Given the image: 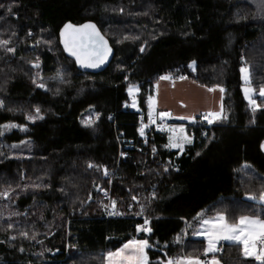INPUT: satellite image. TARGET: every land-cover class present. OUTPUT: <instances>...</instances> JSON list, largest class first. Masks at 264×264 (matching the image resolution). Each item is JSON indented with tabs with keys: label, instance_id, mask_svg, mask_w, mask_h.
Segmentation results:
<instances>
[{
	"label": "trees",
	"instance_id": "obj_1",
	"mask_svg": "<svg viewBox=\"0 0 264 264\" xmlns=\"http://www.w3.org/2000/svg\"><path fill=\"white\" fill-rule=\"evenodd\" d=\"M68 22L97 24L115 50L106 71L82 73L65 55L59 32ZM4 41L0 264H106L134 238L148 241L149 264L203 258V221L217 213L229 223L264 219V0H0ZM161 77L224 89L214 125L176 121L193 138L183 153L167 146V133L145 143L138 134ZM133 88L139 111L129 108ZM120 134L134 143L126 159ZM103 168L118 169L121 218H107ZM142 210L150 232L140 229ZM215 257L261 264L236 243Z\"/></svg>",
	"mask_w": 264,
	"mask_h": 264
},
{
	"label": "snow or ice",
	"instance_id": "obj_2",
	"mask_svg": "<svg viewBox=\"0 0 264 264\" xmlns=\"http://www.w3.org/2000/svg\"><path fill=\"white\" fill-rule=\"evenodd\" d=\"M11 11V8H9ZM72 28L73 35L72 40L74 46L79 47L80 51L72 50V55L77 57V60L86 67H98L99 64L103 63L104 59H106L107 52L110 49L107 48V41L104 40V37L100 35L99 30L96 28L94 24H85L81 25L79 28H75L72 25H65V29ZM90 30V31H84ZM62 35L64 33L62 32ZM0 43H7L6 41ZM65 47L69 48V43L65 41ZM90 49L95 55H90ZM9 51H13V49H9ZM143 51V49H141ZM195 62H193L194 64ZM241 72L245 74L244 79L247 82L249 80L248 69L241 68ZM184 79V77H180ZM161 79H168V77H161ZM43 87V85H41ZM214 89H209V91H213ZM221 92L224 91L223 88L220 89ZM245 95L247 96L251 89L245 88ZM260 95L264 96V88L261 89ZM250 103L254 106L253 111H255V101L250 100ZM2 104V102H0ZM135 106V105H133ZM39 112V109L36 110ZM223 111V106L221 105V112ZM221 112H209L205 114L204 118L207 120L209 124L213 122V120L221 118ZM171 113L169 112H161L159 114L160 118L165 116H169ZM151 116V113H150ZM211 117V119H209ZM29 119H33V117H29ZM182 119H194V117H182ZM154 122V121H153ZM5 127H14V125H6ZM141 135H143V128H141ZM180 132H183V129H180ZM170 144L168 147H176L182 148L183 141L191 143V140L188 137H182L181 142H175L173 137H169ZM199 155V153H197ZM91 166V165H90ZM6 195V193H5ZM250 199H257V197L252 196ZM259 200L264 201V192L260 194L258 197ZM113 207H115V202H113ZM116 214V213H110ZM148 221L145 219V224ZM204 225L207 226L205 232L207 234L208 239V247L205 250L206 254L209 252L216 251V242L220 239L237 241L244 246V255H254L255 258L261 261V264H264V248H260L257 250V244L264 245V219L259 217H249V216H240L239 221L237 223H229L226 221L225 216L221 213H217V216L214 220L209 219L203 221ZM144 231L150 232L151 229L144 228ZM132 248V251L128 255H124L126 249ZM149 247L147 240H131L128 244L124 245V248L120 249L116 253H109V257H118V264H148V256L145 249ZM110 264L113 262L110 260ZM167 264H205L204 261H201L199 258L194 257H182L179 262H175L173 260H168ZM208 264H218V261L213 258Z\"/></svg>",
	"mask_w": 264,
	"mask_h": 264
},
{
	"label": "crops",
	"instance_id": "obj_3",
	"mask_svg": "<svg viewBox=\"0 0 264 264\" xmlns=\"http://www.w3.org/2000/svg\"><path fill=\"white\" fill-rule=\"evenodd\" d=\"M222 95L223 92L220 91V88L214 89L213 91H209V89L205 87H201L197 85L195 82L187 79H179L177 81L162 79L157 83L155 92L148 101L147 113H157V114H160L161 112L171 113V115L165 116L163 118L175 124L176 127L171 128V130H169L167 134L168 137L170 134L178 135L179 133L178 129L184 127V124L176 123V121L191 120V119H182V117H194L193 120H195L196 118L201 117L202 114L209 113L210 112L209 106L211 104H215L217 106L215 108L219 110V108H221ZM188 136H190L189 132H188ZM192 142H193V138H192ZM184 143L185 146H183L182 149H179V151L182 153L186 150L188 146L192 145V143H188L186 141ZM215 218H212V220H214ZM206 228L207 226L204 225V223H202L201 229L198 234V238L204 239L208 247V239H207V234L205 232ZM131 240L139 241L142 239L134 238ZM128 243L129 241L124 243L119 249L111 253L118 252L120 249L124 248L125 244ZM225 243L240 244L237 241L220 239L216 242V246H215L216 251L209 252L207 254L205 253L204 257L199 259L201 261H204L205 264H208L205 260L206 258H211V260L215 258L218 261V264H223L219 258L215 257V254L218 252L220 246ZM242 248L244 249L243 245ZM259 249L260 247L257 244V250ZM146 250L147 248L145 249V251ZM131 251H132L131 247L129 249H126L124 255H128ZM108 254L106 256V264H110V260L113 262V264H118L119 258L115 256L110 258ZM243 254H244V250H243ZM244 257L247 259L257 260L254 255H249V256L244 255Z\"/></svg>",
	"mask_w": 264,
	"mask_h": 264
},
{
	"label": "built area",
	"instance_id": "obj_4",
	"mask_svg": "<svg viewBox=\"0 0 264 264\" xmlns=\"http://www.w3.org/2000/svg\"><path fill=\"white\" fill-rule=\"evenodd\" d=\"M207 114V113H205ZM205 114H203L202 122L206 124L207 127L211 126L207 122V120L204 118ZM211 119V117H209ZM154 121V122H153ZM213 123V122H212ZM176 127L175 124L168 121L167 119L160 118L159 114L157 113H141L138 118V124H137V130L138 134L140 135L141 140L145 143L148 140V137L154 133H167L171 128ZM141 128H143V135H141ZM118 144L120 147V158L126 159L127 155L134 150V143L133 141H129L124 138L123 134H120L118 136ZM103 177L105 180L108 181V188L104 189L102 192V198L106 206V215L107 218H121L123 215L119 211L116 199L113 196V184L115 180L119 178L118 175V169L115 170H109L107 168H103ZM113 202H115V207H113ZM133 205H130L129 210L131 211L133 209ZM110 213H116V214H110ZM145 219H147L148 223L145 224ZM140 229L144 231V228H149V224L151 222V218H149L144 211L142 210L140 212ZM146 232V231H145ZM260 248H264V245H260L258 243ZM175 262H179L180 258H173L172 259ZM206 262L208 263L211 261V258H206Z\"/></svg>",
	"mask_w": 264,
	"mask_h": 264
},
{
	"label": "water",
	"instance_id": "obj_5",
	"mask_svg": "<svg viewBox=\"0 0 264 264\" xmlns=\"http://www.w3.org/2000/svg\"><path fill=\"white\" fill-rule=\"evenodd\" d=\"M94 24L96 26V28L99 30L100 35H102L104 37V40L107 41V48L110 49V51L107 52V56L106 59H104L103 63L99 64L98 67H86L83 66L78 60L77 57L72 55V51H70L69 49L71 48L72 50L75 51H80L79 47L74 46L73 44V40H72V35H73V29L69 28V29H65V25H72L75 26V28H79L81 25H85V24ZM60 30L59 32V37H60V44L61 47L65 53V55L73 60L78 68V70L82 73H88V74H100L103 73L104 71H106L108 69V67L111 65L114 57H115V50L113 49V47L111 46L109 40L104 36V34L101 32V30L99 29V27L97 26L96 23L94 22H86L83 23L81 25H75L71 22L66 23ZM84 31H90V30H84ZM62 32L64 33V35H62ZM68 41L69 43V48L65 47V41ZM90 55H95L94 52L91 51L90 49Z\"/></svg>",
	"mask_w": 264,
	"mask_h": 264
},
{
	"label": "rangeland",
	"instance_id": "obj_6",
	"mask_svg": "<svg viewBox=\"0 0 264 264\" xmlns=\"http://www.w3.org/2000/svg\"><path fill=\"white\" fill-rule=\"evenodd\" d=\"M243 68H246V67H243ZM248 75H249V70H248ZM244 76H245V74L242 73V81H243V84H244V86H243V94L245 96V99L250 103V100H253L254 93H253L252 88L249 85L250 75H249V80L247 82L245 81ZM245 88L251 89V91L248 93L247 96L245 95V91H244ZM140 93H141V91L138 88H133V89L130 90L131 103L129 104V108L133 109L134 111H139L140 110V105H139V100H138V96L140 95ZM261 97L264 98V96H261ZM150 98H151V96L148 98V101H149ZM133 105H135V106H133ZM215 107H217L215 104H211L209 106V108H210L209 111L213 112V113L221 111V108H219V110H217V108H215ZM218 120L219 119L214 120L213 123H211V125H214ZM180 121L181 122L192 123L194 120L191 119V120H180ZM180 129L181 128L178 129V132H179L178 135H176V134H172L171 135L170 134L169 137H173L175 142H181V138L186 136V137H188L191 140V143H192V136L191 135L188 136L187 129L185 127H182V129H183L182 133L180 132ZM184 142L185 141H183V146H185ZM169 144H170V140H169ZM170 148L174 149V150H179V149H182L183 147L182 148L170 147ZM102 192H101V194H102ZM259 202L264 204V201L260 200ZM249 217H251V216H249Z\"/></svg>",
	"mask_w": 264,
	"mask_h": 264
}]
</instances>
